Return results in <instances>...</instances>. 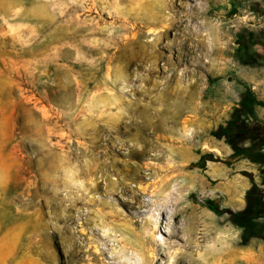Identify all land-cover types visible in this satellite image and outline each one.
<instances>
[{
  "label": "rangeland",
  "instance_id": "1",
  "mask_svg": "<svg viewBox=\"0 0 264 264\" xmlns=\"http://www.w3.org/2000/svg\"><path fill=\"white\" fill-rule=\"evenodd\" d=\"M245 88L263 141L264 0H0V264H264L257 166L190 168Z\"/></svg>",
  "mask_w": 264,
  "mask_h": 264
},
{
  "label": "trees",
  "instance_id": "2",
  "mask_svg": "<svg viewBox=\"0 0 264 264\" xmlns=\"http://www.w3.org/2000/svg\"><path fill=\"white\" fill-rule=\"evenodd\" d=\"M262 104L250 89L245 88L229 120L211 133L216 139H222L231 149L228 159L223 161L213 153H204L196 162L190 164V168L205 170L208 162L230 165L238 160H247L257 166L260 184L258 185L251 175L248 176L250 187L245 192L244 209L227 211L229 222L240 230L243 244L252 238L260 237L263 233L260 228L263 225L257 221L264 219V140L261 141L259 136L249 132L242 121L246 114H252L255 107ZM207 206L210 210L218 212L217 207L211 203Z\"/></svg>",
  "mask_w": 264,
  "mask_h": 264
},
{
  "label": "crops",
  "instance_id": "3",
  "mask_svg": "<svg viewBox=\"0 0 264 264\" xmlns=\"http://www.w3.org/2000/svg\"><path fill=\"white\" fill-rule=\"evenodd\" d=\"M231 150V149H230ZM231 154V151H230V153H229V155ZM228 155V156H229ZM240 162H248L247 160H238V161H235V162H233L232 164L233 165H236V164H238V163H240ZM208 163H212V162H208ZM207 163V164H208ZM207 164H206V166H207ZM248 164H250V165H252V166H254V164H251V163H249L248 162ZM256 166V165H255ZM258 170V169H257ZM254 179V178H253ZM258 179H259V181H256L255 179H254V181L259 185L260 184V177H258ZM249 187H250V182H248L247 183V185H246V190L247 189H249ZM264 189V188H263ZM244 207H245V204L244 205H242L241 207H239L238 208V211H240V210H242V209H244ZM263 220V221H262ZM259 222V224L261 225H263V227H264V219H259L258 221H257V223Z\"/></svg>",
  "mask_w": 264,
  "mask_h": 264
},
{
  "label": "bare ground",
  "instance_id": "4",
  "mask_svg": "<svg viewBox=\"0 0 264 264\" xmlns=\"http://www.w3.org/2000/svg\"><path fill=\"white\" fill-rule=\"evenodd\" d=\"M158 239V238H157ZM218 241H219V239H218Z\"/></svg>",
  "mask_w": 264,
  "mask_h": 264
}]
</instances>
